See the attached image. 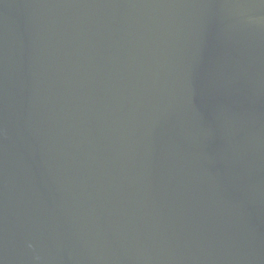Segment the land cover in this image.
Here are the masks:
<instances>
[{"label":"water","instance_id":"obj_1","mask_svg":"<svg viewBox=\"0 0 264 264\" xmlns=\"http://www.w3.org/2000/svg\"><path fill=\"white\" fill-rule=\"evenodd\" d=\"M0 264H264V0H0Z\"/></svg>","mask_w":264,"mask_h":264}]
</instances>
